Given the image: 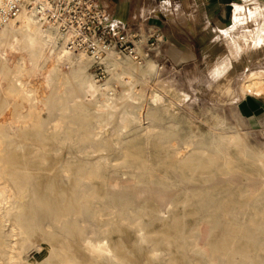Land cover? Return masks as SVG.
<instances>
[{
  "label": "rangeland",
  "instance_id": "rangeland-1",
  "mask_svg": "<svg viewBox=\"0 0 264 264\" xmlns=\"http://www.w3.org/2000/svg\"><path fill=\"white\" fill-rule=\"evenodd\" d=\"M253 3L254 8L256 1ZM251 7L252 6H249V8ZM260 9V13L257 12L254 15L246 13L248 18L243 17L242 13H240L238 22L230 30L220 35L217 44L219 45L220 56L216 61H213V63L216 65L218 64L219 67H168L164 70L154 66V72L147 78H144L145 80L139 73L132 71L131 87L136 90L137 96L134 100L127 99L118 102L119 107L114 112L112 124L102 132L96 142L91 141L87 135H83V129L77 127L79 126L77 124L84 121L87 116L84 111H78L77 109L62 114L71 124H66L65 121V123L57 125V122L51 121L50 112L42 111L39 116L44 126L43 129L35 128L32 123H30L20 132H5L0 135L2 141H12L11 144L3 143L1 145V156L6 155L10 150H14L15 153L20 156H26L36 160V167L41 163L40 160L43 159L45 165H50L52 169H55L56 172L58 171L57 174L62 170L65 171L63 173L64 177L62 176L61 185L65 188L74 185V178L72 176L73 171L88 164L91 166L92 162L84 163L81 161H85L88 158L92 159L91 157L96 155L88 157L86 154L91 152L93 148H101L103 151L99 153L102 157L100 161V171L106 170L107 174H114L113 179L121 186L119 192L108 194L105 185L110 179L102 175L90 181L83 179L78 183V189L87 188L91 184L95 187L93 191L87 190L88 193L84 196L86 201L95 203L99 210L97 213H94L91 218H87L85 223L80 224L84 236L89 230H92L95 234L101 233L102 235L100 236H105L108 239L114 258L107 256H102V258L90 256L83 250L81 242L79 244V242L75 243L73 240L67 238H60L54 243V252L51 257L52 263L264 264V251H261L264 249V206H262L264 205V191L261 192V190L264 189L261 188L264 187L260 184L262 179L258 176L260 175L259 166L256 165L258 163L255 162L258 158L264 159V113L257 114L258 108L255 106V104L258 106L264 105V95L257 96L255 95L257 92L255 89L249 91L243 88V83L250 73H258L262 80H264V48L255 49L248 63L247 55L240 56V59L236 60V55L245 49L244 46L246 42L252 40L253 37L255 38L258 35L261 42H264V29L260 27L264 24V11H262L264 6H261ZM109 59L120 62V65L123 66L120 67L122 78H126L127 73L124 70L125 62L131 60L127 57L117 55H112L106 60ZM103 65L107 75L101 82L94 76L92 62L90 66L86 68V72L98 84H103L114 72V67L109 68L105 66L104 62ZM60 70L65 76L70 73L68 67H60ZM217 71H220L219 73L221 74L219 79L212 76L216 74ZM127 72L130 73V71ZM122 82L123 81H120L114 84V89L115 91L117 90L115 94L127 93L124 92V90L128 89V86L124 85ZM221 83H230V94L228 92V94L225 95L221 92ZM260 83V87L264 88V84H262L264 81H260ZM40 84L41 80L39 78L31 80V86L35 88L38 87L37 89L39 91ZM76 86V80L72 78L66 79L61 86V89L65 92V94H60L61 100L65 101L66 99H70L72 96L70 91L75 89ZM154 94L158 95V100H160V102L158 100L155 103L152 102L151 98ZM175 95L180 96V98L175 97ZM125 111L130 113L133 118L131 122L123 128L119 124V118ZM147 112L151 113L150 119H146ZM169 134L170 136H168ZM186 134L188 135L186 136ZM221 134L240 135L242 139H240V143L243 146V155H239L234 148H228L227 151L230 155V167L232 168V175L230 178L234 181L237 180L235 184H238V190L241 192L246 191L252 193L258 190L256 193L258 197L250 204L251 208L243 207L240 209L235 206V203L242 202V199L238 196L239 192H233V185L229 186L225 183L228 178L222 176V174L225 173V169L223 167V169L221 168V161H210L200 154L203 149H207L212 154L218 153L222 148L224 149L225 147L219 139ZM104 138L107 141H105ZM204 143H206L205 147L202 145ZM248 145L249 147H247ZM175 148H182V153L195 149L192 152L194 159H191L190 168L180 173L177 171V173L170 174L171 168L176 170L179 169V162L172 152ZM196 150H199V152L197 153ZM231 153L237 157L235 158ZM243 159L245 160L243 161ZM144 160L147 161L150 167L155 169L151 175L149 173H141L142 171L139 165L143 163ZM112 161H115L114 164ZM238 161L241 162L239 163ZM4 162L6 163V160L2 161L0 165L4 164ZM245 162L247 163L246 165ZM198 163L201 165V169L195 168V175H197L188 178L190 177L189 170H194L195 165ZM5 165L9 170L13 169L17 171L15 172V178H19L20 175H25L24 172L27 171L30 174H34L37 172L38 168L27 167L26 171L23 169L24 163L20 162H8ZM107 169H110L111 173ZM236 169L240 171L238 172ZM131 172H133V176L120 177L123 173L129 174ZM212 172L214 174H212ZM37 173H39V171ZM53 173L54 171L49 172L48 175ZM165 173H167L168 177L159 182L165 193H161L159 195L161 197L157 198V194L147 190L157 183L156 177H158L159 174ZM201 173L203 175H201ZM249 174H251L253 178ZM246 177L247 179H245ZM6 179L9 180V187L7 186L8 191L6 193V200L1 205V213L9 214L12 219L17 216H24L28 212L27 205L33 198V187L42 184L45 185L46 177H38V179H34L32 182L22 179H17L18 181L14 182L10 175L6 176ZM217 181H221L222 183H217L219 185H216ZM186 187L191 189L198 187H202L204 190L208 189V194L217 195V202H221L220 200L222 198V203L229 202L220 210L228 212V216L226 217L228 220L218 217L219 214H217V217H214V219L218 218L221 224L212 228L210 232V246L207 249V253L196 246L198 232L194 230L195 225L193 223L195 219L200 218L203 212L199 209L195 200L191 199L188 200L186 204H183V202L185 203ZM47 192L49 195L51 190L48 188ZM60 192L61 191L56 190L55 194L61 195L59 194ZM22 200L23 203L21 202ZM173 200L176 202V206L170 211L169 217L164 220V222L160 221L158 216L151 215L152 210H163V208H157L154 205L172 202ZM18 203L24 204V207L22 204L19 205ZM136 204L139 205L136 207ZM18 205L20 206L21 212H19V208H14V206L16 207ZM260 205L262 207H260ZM93 211H95V209H93ZM129 211L132 212L130 213ZM48 212V214H52V211L49 210ZM194 212H197L199 215L188 217V214H193ZM255 212L259 215V218L255 220V223L257 222L256 230H258L257 241L247 244L245 240L241 238V234L237 233L238 235L235 236V239H232L233 242H231L232 240L230 239L225 241L227 244H234L232 252H229L231 251L230 248L222 247L221 244L225 242L221 241L220 237L226 227L228 225L227 228L233 227L232 224L237 223L236 226L238 228L244 225V227L247 226L252 229L247 223H249L252 214ZM250 213H252L251 216ZM243 216H249L250 218L248 217L246 219V217ZM114 217H116V219ZM134 219L137 223L131 225L130 222H134ZM231 220L234 222L232 223ZM209 222L211 223L212 221H208V223ZM57 226L58 225H55V227ZM3 230L5 233L10 231L9 222L4 224ZM48 230V232H51L52 229ZM153 230H155L156 234ZM80 238H82V236H80ZM37 244H41V242H37ZM37 244L24 245L20 255V259L22 260H19L17 264H24V259L27 257L33 258L36 254L35 250ZM256 250L258 251L256 252ZM219 253H222V255L220 256Z\"/></svg>",
  "mask_w": 264,
  "mask_h": 264
},
{
  "label": "bare ground",
  "instance_id": "bare-ground-1",
  "mask_svg": "<svg viewBox=\"0 0 264 264\" xmlns=\"http://www.w3.org/2000/svg\"><path fill=\"white\" fill-rule=\"evenodd\" d=\"M8 1L9 0H0V10L6 5ZM246 1H249L251 3L256 1L255 7L253 8V11L250 13L251 15H254L257 12L260 13L261 6H264V0H246ZM262 11H264V9H262ZM238 19L240 18H236V23L238 22ZM260 27L261 29H264V24H262ZM67 43H68V37L66 35L61 34L52 23L39 19L32 10H23L14 19H11L7 24L0 26V135L5 132H14V131L20 132L22 131V129L26 128L30 123H32L33 127L35 128L43 129L44 126L39 116L40 112L42 111L50 112L51 118H52L51 121L57 122V125L63 124L65 123V121H66V124H71L70 121L66 117H64L62 114L64 112L77 109L78 111H84L87 114L84 121L80 122V124H77L79 125L77 127L83 129V135L85 136L87 135L91 141L96 142L98 138L100 137V135L102 134V132L106 130L110 124H112L113 118H114V112L119 107L118 102L122 100H127V99L134 100L135 97L137 96L136 90L131 87V81H132L131 72L135 71L139 73V75L142 76L144 79V78H147L155 70L154 64L150 61H147L146 65L142 66L137 62L133 63L134 61L129 58L131 61L127 60L125 62L124 70L126 71L127 74H126V78L123 79L121 75L122 72L120 70L121 69L120 67H123V66L120 65V62L114 59L106 60L108 57H111L112 55L119 56L114 51H110L107 53L106 57L102 59L101 63L103 64L104 62L105 66L109 68L114 67V70H113L114 72L111 74V77L108 80H106L103 84H98L86 72L87 70L86 68L90 66L91 62L93 64V59L82 51H76V50L70 49ZM244 47L245 49L240 52L241 54L239 53L238 55H236V60H239L240 56L247 55V63H248L255 49L264 48V42H261L260 37H258L257 35L255 38L253 37L252 40L246 42ZM60 67H68L70 70L69 75L65 76L64 74H62ZM127 71H130V73ZM219 72L220 71H217V73L212 76L219 79L221 76ZM34 78H39L41 80L40 91L37 89L38 87L35 88L31 86V80ZM68 78L70 79L72 78L76 80L77 86L75 89L70 91L72 94L70 99H66L65 101H62L60 94H63V93L65 94V92L61 89L62 88L61 86ZM120 81H123L122 83L128 86V89L124 90V92H127L126 94L124 93L115 94L117 90L115 91L114 84H117ZM260 81H264V80H262V78L260 77L258 73H254V72L250 73L247 79L245 80V82L243 83L244 84L243 88L249 91L251 89H255L257 91L255 95L257 96L264 95V88L260 87V84H261ZM220 86H221L220 88L221 92L227 95L229 92V89L231 88L230 83H221ZM175 97L180 98V96H176V95ZM158 98H159L158 95L154 94L151 100L153 103H155L158 100ZM158 101L160 102V100ZM141 111H142V108H141ZM132 118H133L132 115L128 113L127 111H125L121 114L119 118V124L121 125V127L124 128L125 126H127L128 123L131 122ZM150 118H151V113L147 112L146 119H150ZM188 134H186V136ZM168 136H170V134ZM219 139L222 141V144L225 147L224 149L222 148L223 150L221 149L218 151V153L212 154L207 149H203L201 150L200 154L202 155V157L208 158L210 161L212 160L221 161L222 163L221 168L223 167L225 169V173L222 174V176L228 178L225 181V183L229 186L233 185V189H234L233 192H237V193L239 192L238 196L239 198L242 199L241 200L242 202L235 203V206L240 209L243 207L249 208L250 204L255 201L254 199L258 197V194H256L258 190L252 193L246 192V191L241 192L240 190H238V184L237 183L235 184V181L237 180L234 181L232 178H230L232 175L231 173L232 168L230 167L231 165L230 155L227 152L228 148H234L237 150L239 155L244 154L243 146L240 143L241 137L240 135L221 134L219 136ZM3 143L11 144L12 141L10 140L2 141L0 137V153L2 151L1 145ZM206 143L202 145H204L205 147ZM247 147H249V145ZM194 150L195 149H191L190 151L182 153L183 151L182 148H175L172 152L179 162V165H178L179 169L176 170L170 167L171 168L170 174L177 173V171L180 173L183 170L190 168L191 159H194V155L192 153ZM101 151H103L101 148H93L91 152L86 154V156L88 157L92 155H96V156H92L91 157L92 159L88 158L85 161H81L84 163L92 162V164L91 166L89 164H88L89 166L85 164L86 166L77 168V170L73 171L72 176L74 178V185L69 188H65L64 186H61L62 178L64 177L63 173L65 171L62 170L57 174L58 171L56 172L55 169H52L50 165H45L44 164L45 161L43 159L40 160L41 163L39 164V166H37L38 167L37 168L36 160H34L33 158L26 157V156L25 157L20 156L19 154H16L14 150L12 151L10 150L4 156L0 155V163L4 160H6V163L20 162V163H24L23 169L26 171H27V167L37 168V172L39 171V173L36 172L34 174H30L27 171V172H24L25 175H20L19 178H15L14 177L16 175L15 172L17 171L13 169L9 170L6 167L5 162L4 164L0 165V264H17L19 260H22L20 259L22 247L26 244H34V243L37 244V242H41V244L36 245V250H35L36 254L34 255L33 258H29V257L25 258L24 264H59V263H52L51 257L54 252V243L57 242V240L60 238H67V239L73 240V242L75 243L79 242V244L81 242V246L83 247V250L86 253H88L90 256H96L97 258H102V256L114 258L113 251L111 250L109 246V241L105 236H100L102 235L101 233L95 234L93 233L92 230L87 231L84 236L83 229L80 226V224L86 222L87 218L88 219L91 218L94 215V213H97V211L99 210L97 209L95 203L86 201L85 196H84L88 193L87 190L93 191L95 187L91 184L87 188L84 187V189H78L79 182H81L83 179L90 181L94 178H97L99 175H102L103 177L107 176L110 179L109 182L106 183L105 185L107 188L106 192L108 194H115L119 192V189H121V186H119V184H117L116 181L113 179L114 174H107L106 170L100 171V167H101L100 161L102 160V157L99 155V153ZM198 152L199 150L197 151V153ZM244 160L245 159H243V161ZM112 162L114 164L115 161H112ZM255 162H257L258 164L256 165L259 166L258 169H259L260 175L258 176H260L262 179V182L260 181L261 182L260 184L262 187H264V159L258 158V160ZM246 164L247 163L245 162V165ZM139 167L142 171L141 173L144 172V173H149L151 175V173L155 171L153 167H150L148 165L146 160H144V162L141 163ZM200 167L201 165L199 163L196 164L194 167V170H189L190 177L188 176L187 177L192 178L196 173V169L197 168L199 169ZM53 171H54L53 174L48 175L49 172H53ZM108 171L110 172V169ZM212 174L214 173L212 172ZM8 175L12 177L14 182H17L20 179L29 180L32 182L34 181V179H38V177L39 178L46 177L45 185L42 184V185H37L33 187V190H32L33 198H32V201L27 205V208H28L27 214H25L24 216H17L14 219L10 218L9 214L1 213L2 211L1 205L6 200V193L8 191L7 186L9 184V180L6 179V176ZM201 175L203 174L201 173ZM249 175L251 176V174ZM127 176H133V172L129 174L123 173L121 174L120 177L124 178ZM166 177H168L167 173L159 174L158 177H156L157 183L153 185L152 188H150L147 191L154 192V194L158 195L157 198H160L161 196L159 195L161 193H165V191L162 188L161 183L159 182L166 179ZM251 177L253 178V176ZM245 179H247V177ZM217 183H222V182L217 181L216 185H219ZM48 188L51 190L50 192L51 194L49 193V195L47 192ZM261 189H264V188H261ZM56 190L61 191L59 193L61 195L55 194ZM185 191H186V193L184 192L185 193V203L183 202V204H186L188 200H191V199L195 200L197 203V206L203 212L201 213L200 218L195 219L193 223L195 225L194 230L198 232L196 246L200 250L207 253V249L210 246L209 245L210 244L209 243L210 242V232L212 228H215L221 224L219 222V219L218 218L214 219V217L215 216L217 217V214H219L218 217L226 219V217L228 216L227 215L228 212H224L220 210H222V208H224V206H226L227 203L229 202L222 203L223 198L220 200L221 202H217V195L208 194L207 192L208 189L204 190L202 187L193 188V189L186 187ZM262 191L264 190H261V192ZM21 202L23 203V200ZM19 205L16 207L14 206V208L16 209L19 208L20 210ZM22 205L24 207V204ZM137 205L139 204H136V207ZM154 206H156L157 208L158 207L163 208V210H156V209L152 210L151 215L158 216L160 218V221L164 222V220H166L169 217L170 211L176 206V202L173 200L172 202L161 203V204H157ZM262 206L260 205V207ZM93 209H95L96 212L93 211ZM49 210L52 211V214L51 213L48 214ZM19 212H21V210ZM129 212L131 213L132 211H129ZM194 213L188 214V217L190 216L192 217V215L198 214L197 212L195 214ZM251 214L252 213H250V216ZM258 216L259 215L256 212L253 213L251 220L249 221V223H247V225H250L252 229L247 226L244 227V225L243 227L240 226L238 228L236 226L237 224L236 222H235L236 224H232L233 227H230V228H227L229 225L228 226L225 225L227 227L223 232L221 231L222 235L220 237V240L225 242L229 239L230 240L235 239L236 235L241 234V238L245 240L247 244L257 241L258 230H256L257 222L255 223V220L256 218H259ZM243 217H246V216H243ZM248 217H246V219ZM114 218L116 219V217ZM208 221H212V222L211 223L209 222L210 223L209 224ZM6 222L10 223V231L8 233H5L3 230L4 224ZM233 222L234 221H232V223ZM136 223L137 221L135 219H134V222L133 221L130 222L131 225L136 224ZM258 223H259V220H258ZM55 225H58V226L55 227ZM54 228H57V229H54ZM48 229H52L51 232H48L49 231ZM155 230L153 231L155 232ZM188 233H189V230H188ZM80 236H82V238H80ZM231 242H233V240ZM221 246L230 248L231 251L229 250L228 251L232 252L234 244L233 243L227 244L225 242V243H222ZM257 251L258 250H256V252ZM261 251H264V249H262ZM219 254L220 256L222 255V253H219ZM223 255L226 256L225 254ZM224 256L223 258L225 259Z\"/></svg>",
  "mask_w": 264,
  "mask_h": 264
},
{
  "label": "crops",
  "instance_id": "crops-1",
  "mask_svg": "<svg viewBox=\"0 0 264 264\" xmlns=\"http://www.w3.org/2000/svg\"><path fill=\"white\" fill-rule=\"evenodd\" d=\"M96 1L107 17L137 35L138 53H147L149 43L156 37L155 48L146 57L145 64L150 61L164 70L219 67L213 61L220 56L217 45L220 35L235 25L240 13L248 18L246 13H251L254 4L246 0ZM255 106L257 114L264 113V105Z\"/></svg>",
  "mask_w": 264,
  "mask_h": 264
},
{
  "label": "built area",
  "instance_id": "built-area-1",
  "mask_svg": "<svg viewBox=\"0 0 264 264\" xmlns=\"http://www.w3.org/2000/svg\"><path fill=\"white\" fill-rule=\"evenodd\" d=\"M32 10L41 20L52 23L68 37V47L82 51L93 59V73L100 81L107 75L101 63L108 52L128 57L140 65L155 48L156 37L147 53H138V37L122 23L107 17L96 0H9L0 10V26L14 19L21 11Z\"/></svg>",
  "mask_w": 264,
  "mask_h": 264
}]
</instances>
